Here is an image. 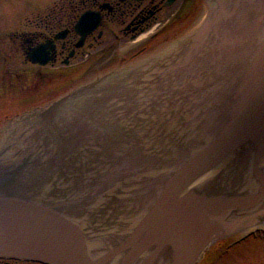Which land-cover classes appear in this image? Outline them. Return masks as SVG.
Wrapping results in <instances>:
<instances>
[{"label":"water","instance_id":"water-1","mask_svg":"<svg viewBox=\"0 0 264 264\" xmlns=\"http://www.w3.org/2000/svg\"><path fill=\"white\" fill-rule=\"evenodd\" d=\"M212 13L190 40L184 61L180 62V68H200L197 67L200 76L196 77L195 86L197 109L186 110L197 112L196 116L179 126L178 131L170 130L162 137L155 130L148 147L149 154L154 148L164 157L156 170L165 174L149 177V181L159 180V186L154 198L147 196L145 214L129 230H122L124 234L119 237L116 233L112 238L107 235L104 240L92 242L93 228L88 230L81 224L71 200L51 198V183L56 182L54 169L39 167L32 157L17 156L11 150L6 157L4 151L9 144H5L0 148V254L28 256L49 264H111L110 260L125 264H196L214 242L262 221L264 208L259 209V204L264 199V0H218ZM100 19L95 11L80 17L76 29L82 39L78 45ZM29 58L42 64L50 60L45 45L30 51ZM206 135L197 145L196 141ZM36 144L40 148L38 141ZM133 153L119 157L117 152V169L122 164L132 165L138 156H143L138 152L132 156ZM13 157L20 159L9 165ZM26 164L37 171L36 178L46 173V182L43 177L38 180L40 184L37 179L36 183L27 180ZM241 169L246 172V179L237 181ZM156 170L127 178L121 186H115V181L98 197L108 196L106 192L111 188L110 192L117 190L121 195L131 184L140 183ZM212 171L217 174L194 188L199 179ZM223 178L227 179L224 190L220 183ZM253 181L256 186L252 189ZM29 188L37 197L25 194L24 189ZM255 206L250 212L241 210ZM114 211L107 217L114 223L112 228L118 221ZM91 242L109 246L104 258L93 253Z\"/></svg>","mask_w":264,"mask_h":264},{"label":"flooded vegetation","instance_id":"flooded-vegetation-1","mask_svg":"<svg viewBox=\"0 0 264 264\" xmlns=\"http://www.w3.org/2000/svg\"><path fill=\"white\" fill-rule=\"evenodd\" d=\"M217 5L218 0H64L62 5L48 6L44 11L32 8L35 16L31 26L11 38L18 57L34 66V70L28 74V71L0 70V126L7 125L15 116L23 117L16 119H20L17 123L20 134L32 142L31 148L38 147L37 141L40 145L27 155L37 158V166L52 167L55 171L51 198L85 202L91 196L88 193L89 198L83 199L87 189L92 188L97 195L89 201L99 200L103 204L107 200L101 201L98 196L106 180L117 178V152L120 156L125 153L131 156L133 152L132 156L137 152L146 156L155 130L162 137L195 118L197 112L189 111L197 109L195 86L200 68L195 65L180 68V62L184 61L190 40L213 16ZM87 11L98 12L101 19L78 45L82 34L76 25ZM122 42H128L125 54H120ZM40 45H45L49 52L46 64L34 63L29 58V52ZM160 48L156 54L153 52ZM103 57L119 59L129 66L106 75L117 74V80L104 82L106 86L92 83L74 88L75 79L91 72L87 64ZM159 57L162 59L157 60ZM104 77H98L99 82ZM31 109L34 111L24 113ZM41 123L45 141L40 142L34 134L40 132L37 129ZM49 133L53 139H46ZM75 156L83 158L76 179L72 171ZM94 157L100 162L90 166ZM62 161L67 163L65 171ZM58 169L62 173H57ZM78 187L82 195L78 193L74 198ZM24 190L27 196L37 197L31 188ZM262 208L264 199L259 204V209ZM256 232L264 237V225L253 233ZM225 242H214L207 252ZM0 264L49 263L28 256L0 254Z\"/></svg>","mask_w":264,"mask_h":264},{"label":"rangeland","instance_id":"rangeland-1","mask_svg":"<svg viewBox=\"0 0 264 264\" xmlns=\"http://www.w3.org/2000/svg\"><path fill=\"white\" fill-rule=\"evenodd\" d=\"M56 1L57 0H0V70L8 69L14 72L28 71L26 74L34 70V66H32L30 63H25L18 57L16 44L12 41L11 36H14V34L20 31L22 28H29L31 26L35 16L33 12L34 9L32 8L39 7L41 11H44L43 9L45 7L52 5L54 6L57 4L58 6H60L64 3V0H59L58 2ZM127 44L128 42H122L119 49L120 54H125L127 52V50L129 49V47H127ZM99 47H101V45H99ZM161 50L162 48L153 52L156 54ZM118 60L119 59L108 60L103 57L95 62H89L87 66H89L88 69L91 70V72L84 73L83 75H81V77L75 79L73 83L74 88H78L84 85H90L92 83H95L96 85L106 86V83L104 82H106L107 80L113 81L114 79H117V74H115L114 76L106 75H109L113 71H117V69H124L129 66L128 63ZM101 76L105 77L101 79V82H99L98 77ZM33 111L34 110L31 109L25 111L24 113L29 114ZM65 114L66 113H64V116H66ZM20 116H23V114ZM17 118L23 119V117L15 116L13 117L11 122L6 123L7 125L0 126V148H2L5 144H9L11 153L16 154L17 156H21V154L22 156H26L31 149V142H29L25 138H21V127H19V124H17L20 119L16 121ZM29 128L31 129V127ZM39 128L40 129L37 130H39L40 132L36 131V134H34V136L36 135L35 138L40 139V142L45 141V134H43L44 127L42 126V123L40 124ZM32 130H34L33 127L31 131ZM53 138L54 137L51 133L46 136V139ZM104 144L108 145V143ZM165 144L168 146L167 143ZM41 147L43 148V150L46 149V147L42 144ZM20 149H22V153L18 152ZM163 158L164 157H162L160 153H158L154 148H151L150 154L146 156H138L137 161H135L132 165L122 164V167L118 166L117 178H111L105 185L104 190H107V186H112L115 181L117 182V185L119 184L121 186L122 182L124 181L125 183V180L127 178L141 176L150 170L158 169L160 167L161 160H164ZM81 159L83 158L76 156L73 159L74 167L72 166V171H74L73 174L75 179L76 177H78L77 167L82 164L80 161ZM34 160H37V158H35ZM62 162L63 166L61 167H63V171H65L67 163L66 161ZM99 162L100 161H98L97 157H94L93 163L91 161L90 166H96ZM31 166L32 165L26 164V168L31 169L32 171L27 169L24 171V174L25 176H27V180L34 183H36L37 181L38 183V180H42V177L44 178L47 174L41 173V175H39L41 176V178H36L38 173L37 171H33V168ZM58 172L62 173L60 169H58L57 173ZM91 175H95V173H92ZM45 179L46 178H44L43 181H45ZM40 183L41 181L39 182V184ZM110 190L106 193L109 194ZM78 193H80V196L82 195V189H80L79 187L74 191V198H77ZM88 193L91 194L90 198L88 196ZM95 193V189H87V194L83 198H89L87 201H85L86 199L84 200L85 202L74 199L71 203L72 208H74V213L78 217H88L93 221V233L95 235V239L90 237V241L92 240V242L96 241V239L100 241L104 240L103 228L108 229V227H111V225L114 224L113 221L107 220V217H111L109 203L100 204V202H98L99 200L89 201L91 198L94 199V197L96 196ZM241 236L242 233L238 232L225 239H221L220 241L226 242L224 244H218V246H212L210 251L206 253L205 259L203 261H200L198 264H264V237L257 232L253 233L244 240L240 238ZM237 239L239 240L237 241Z\"/></svg>","mask_w":264,"mask_h":264},{"label":"bare ground","instance_id":"bare-ground-1","mask_svg":"<svg viewBox=\"0 0 264 264\" xmlns=\"http://www.w3.org/2000/svg\"><path fill=\"white\" fill-rule=\"evenodd\" d=\"M227 1V0H226ZM264 16V15H263ZM162 57H159L157 60H161ZM117 80V79H114ZM213 132H215V130H212ZM25 135H21V138H25ZM208 137V135H206L204 138H200L201 140L199 142L196 141V144L198 145L199 143L203 142L206 138ZM177 155L180 156L179 151L176 152ZM4 154L6 155V157H9L10 154V149L8 148L7 150L4 151ZM20 158H16L13 157L9 160V165H15L18 163ZM239 162V161H238ZM218 171V170H217ZM238 177H237V181H244L246 179V172L239 170L238 172ZM165 174V172L163 170H156L152 172V175H146V177L144 178L145 180H141L140 183H137L136 180H132V181H136L135 184H131V186L128 189H125L121 195L117 194V190H114V192H110L108 195H110V199L109 197H105L104 199L102 198L101 201H104L105 199L107 201L112 200L109 203V209L112 210V212H115V217H117L118 221H115V226L114 228L112 227H108L107 228H103L104 230V237L107 235H109L110 238L114 237L117 233V237H119V235L124 234L122 232V230L126 231V229H130L133 224L135 222H137L147 211L148 208V203H147V196H150L151 198H154L155 193H156V188L159 186V180H154V181H149V177L152 176H163ZM214 174H217V172L215 173L214 171L206 174L205 176H203L201 179L198 180V184L196 183V185H194V188L197 187V185H199L200 183H202L203 181H206L207 179H210L211 177H213ZM130 182V181H129ZM222 185V190L227 188V179L223 178L222 181L220 182ZM28 185V183H26ZM247 185L249 183H246ZM245 184V185H246ZM244 187H247L245 186ZM252 189L254 188L253 186H256V182L253 181L251 183ZM155 191V192H154ZM141 199V201L139 200ZM257 206L255 207H251V208H241V210L244 212H250L252 209H256ZM78 220L81 222V224H83L86 228H88V230L90 228H93V221L90 220L88 217H83L81 219L78 218ZM263 223H264V218L262 219ZM262 221H257L253 226H248L246 228H244L242 230L247 232L251 229H255L258 228L260 226H263L264 224H262ZM122 222V223H120ZM120 223V224H118ZM126 223V224H124ZM130 223V224H129ZM87 225V226H86ZM117 230V231H116ZM244 232V233H245ZM105 242V241H104ZM104 242L101 243H92L90 244L91 250L93 251V253H95L96 255L104 258L106 256L107 250L109 249L107 245L104 246H100L102 244H106ZM108 248V249H107ZM109 263L111 264H125L120 260H110ZM130 264H134V263H130Z\"/></svg>","mask_w":264,"mask_h":264}]
</instances>
